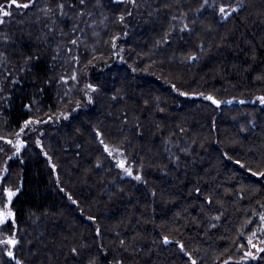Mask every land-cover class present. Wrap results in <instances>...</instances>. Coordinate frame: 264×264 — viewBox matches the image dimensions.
<instances>
[{
    "label": "trees",
    "instance_id": "16d2710c",
    "mask_svg": "<svg viewBox=\"0 0 264 264\" xmlns=\"http://www.w3.org/2000/svg\"><path fill=\"white\" fill-rule=\"evenodd\" d=\"M16 2L0 264H243L264 226V0Z\"/></svg>",
    "mask_w": 264,
    "mask_h": 264
},
{
    "label": "snow or ice",
    "instance_id": "6c2138e0",
    "mask_svg": "<svg viewBox=\"0 0 264 264\" xmlns=\"http://www.w3.org/2000/svg\"><path fill=\"white\" fill-rule=\"evenodd\" d=\"M132 2L134 3V0H132ZM205 2H207V0H205ZM12 3L16 4L17 7L28 8V7L30 6L29 3L18 4V3L16 2V0H12ZM81 3H83V0H81ZM8 7H11V4H9ZM220 11H221V13H224L226 10H225V8L222 7V8L220 9ZM0 13H2L4 16H8V15H10V13H9L8 11H6V10L4 9L3 6H0ZM121 19H122V18H121ZM0 22H3V21H0ZM74 42H75V41H73V43H74ZM181 94L183 95V93H181ZM205 99H208V100H210L212 103L218 105V102H217L216 100H214L211 96L205 97ZM259 99H260L261 103H264V97H260ZM21 131H23V129H21ZM10 143H11V142H10ZM126 171L128 172V175H132V173H131L130 170L126 169ZM253 175H256V173H253ZM260 175L264 176V173H262V174H260ZM135 178H136L137 180L140 179L139 176H137V177H135ZM14 195H15V193L9 190V192H8V199H9V202L11 201V198H12V196H14ZM0 203H2V202H0ZM13 215H14V214L12 213V211H11V210H8V209H7V206H5V210H4V211H0V225H3V224H5V223H7L8 220H9L10 218L13 217ZM2 230H3V229H0V231H2ZM164 242H165V243H169V241L167 240V238H165ZM17 243H18V241L15 239V236H12L11 238H8V239H6V240H0V244H8V245H10L11 247H14ZM249 243H251V240H249ZM181 247H182V246H181ZM258 251H264V249H258ZM7 254H8L10 257L13 256L12 251H8ZM246 255H251V253H246ZM252 258L255 259L256 257H255V256H252ZM17 264H19V261H17ZM193 264H195V261H193Z\"/></svg>",
    "mask_w": 264,
    "mask_h": 264
},
{
    "label": "rangeland",
    "instance_id": "374dc122",
    "mask_svg": "<svg viewBox=\"0 0 264 264\" xmlns=\"http://www.w3.org/2000/svg\"><path fill=\"white\" fill-rule=\"evenodd\" d=\"M251 240V243L250 244V247L252 245H260V249H264V226H262L259 230H258V233L255 234V236L250 239ZM248 244V245H249ZM255 247V246H254ZM264 251H260L259 253H256V249L255 248H247V251L246 253H251V255H246L244 256L242 262L243 264L244 263H249V262H252V261H257V259L259 258V256L263 253ZM253 253L254 256L256 257L255 259L252 258L253 256Z\"/></svg>",
    "mask_w": 264,
    "mask_h": 264
},
{
    "label": "flooded vegetation",
    "instance_id": "af4514ba",
    "mask_svg": "<svg viewBox=\"0 0 264 264\" xmlns=\"http://www.w3.org/2000/svg\"><path fill=\"white\" fill-rule=\"evenodd\" d=\"M250 248H255L256 249V253H259L260 252V251H258V249H260V245H252ZM254 254L255 253H253V256H254Z\"/></svg>",
    "mask_w": 264,
    "mask_h": 264
}]
</instances>
